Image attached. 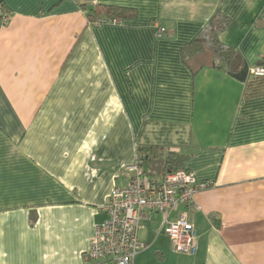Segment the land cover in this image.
Segmentation results:
<instances>
[{
    "label": "crops",
    "instance_id": "obj_1",
    "mask_svg": "<svg viewBox=\"0 0 264 264\" xmlns=\"http://www.w3.org/2000/svg\"><path fill=\"white\" fill-rule=\"evenodd\" d=\"M98 4L136 13L90 21ZM219 11L220 40L264 67V0H0V264H114L85 253L137 146L212 186L170 215L195 252L155 212L134 264H264V74H194L182 55Z\"/></svg>",
    "mask_w": 264,
    "mask_h": 264
},
{
    "label": "built area",
    "instance_id": "obj_2",
    "mask_svg": "<svg viewBox=\"0 0 264 264\" xmlns=\"http://www.w3.org/2000/svg\"><path fill=\"white\" fill-rule=\"evenodd\" d=\"M165 31L161 27L158 35H163ZM250 72L262 75L264 67H252ZM128 170L131 173L129 181L123 186L114 187L102 208L108 217L96 226L85 258L92 261L109 260L114 264H134L136 255L148 246L139 238V229L155 212L163 217V230L170 238L171 247L177 252L194 253V225L185 214L175 221L170 220V215L179 205L194 203L195 194L209 188L212 183L198 181L185 168L157 179L145 177L144 169L137 162Z\"/></svg>",
    "mask_w": 264,
    "mask_h": 264
},
{
    "label": "trees",
    "instance_id": "obj_3",
    "mask_svg": "<svg viewBox=\"0 0 264 264\" xmlns=\"http://www.w3.org/2000/svg\"><path fill=\"white\" fill-rule=\"evenodd\" d=\"M134 13L136 9L131 7L98 4L88 9L87 16L90 21H113ZM230 23L231 18L228 15L222 11L217 12L199 35L184 47V62L194 74L208 66L223 69L239 80H245L251 74V68L243 54L219 38L220 32L228 28ZM260 64H264V57ZM136 162L144 169L145 177L157 179L184 168L185 157L162 147L137 146ZM35 220L36 214H33L32 221Z\"/></svg>",
    "mask_w": 264,
    "mask_h": 264
}]
</instances>
